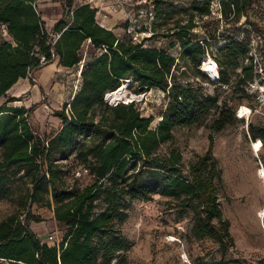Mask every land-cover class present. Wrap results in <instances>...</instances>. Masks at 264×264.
<instances>
[{
  "label": "trees",
  "instance_id": "16d2710c",
  "mask_svg": "<svg viewBox=\"0 0 264 264\" xmlns=\"http://www.w3.org/2000/svg\"><path fill=\"white\" fill-rule=\"evenodd\" d=\"M205 1L200 20L212 17V0ZM61 2L64 17L49 30L38 0H0L1 34L10 38L0 42V98L29 72L40 69L43 57L48 64L58 59L67 68L79 67L88 58L81 71L80 91L55 112L61 127L51 137H42L30 123L35 107L8 106L18 101L15 97L0 106V193L6 192L7 181L22 174L18 180L24 211L28 204L46 207L66 229L64 237L51 245L13 214L0 221V260L9 264H122L133 246L122 232L127 211L135 200L151 201L157 195L176 202L180 210L191 211L192 237L213 240L226 255L235 247V239L220 203L223 171L213 147L189 167L179 150L162 153V148L173 143L178 127L200 126L212 118L211 129L220 132L236 123L242 104L234 110L219 95L207 94L205 84L229 86L236 76L237 85H245L242 92L256 101L249 91L255 72L247 60H251L253 38L260 37L264 54V26H256L260 32L255 36L243 27L245 31L227 32L211 41L210 37L193 38L199 26L194 15L186 24L176 20L169 27L164 22L167 28L161 32L153 22L146 40L175 39L172 47L159 49L145 46L135 27L133 34L127 29L124 37L103 27L97 19L99 9L91 4ZM153 2L158 18L164 3L149 0L147 4ZM263 2L220 0L221 13L236 24L242 18L251 23L253 15L264 18ZM88 42L99 54H81ZM213 49L220 68L217 80L199 67ZM181 58L205 82H177L174 73ZM127 81H131L128 87H138L137 94L154 89L165 93L167 108L155 129L151 128L153 117L143 116L136 100L115 105L106 100ZM252 129L254 137L264 138L262 129ZM70 158L92 177L91 183L81 186L67 181L63 162ZM34 218L41 222L40 217Z\"/></svg>",
  "mask_w": 264,
  "mask_h": 264
},
{
  "label": "rangeland",
  "instance_id": "374dc122",
  "mask_svg": "<svg viewBox=\"0 0 264 264\" xmlns=\"http://www.w3.org/2000/svg\"><path fill=\"white\" fill-rule=\"evenodd\" d=\"M148 1L111 0L106 2L109 7L105 10L102 7L99 9L97 17L116 25L119 37L125 36L128 27L137 28L139 39L145 46L159 49L172 47L175 39L161 37L146 40L151 36L153 22L156 23L154 29L161 32L167 28L164 22L167 21L169 27L176 20L186 24L190 16L194 15L199 26L196 30L197 36L193 38L210 37L211 41L220 39L227 32L240 33L244 29H249L255 36L260 32L257 27L264 26V18L260 14L253 15L251 23L244 18L239 23H234L232 18L222 15L220 0H212V17L203 20L198 15L207 7L205 0H162V15L158 18L155 17L154 2L149 5ZM59 2L62 5L61 0ZM102 3L104 4L103 1ZM39 10L41 11L40 7ZM41 13L43 19L49 14L48 11ZM3 40L8 41L10 38L2 35L0 28V42ZM213 51L200 60L199 67L202 71L206 70L205 59L212 58L216 61L218 53L216 49ZM92 52L99 54L88 42L81 54L86 57ZM195 71L193 66L181 58L174 78L180 83L188 80L198 83V79L205 82L201 77H196L198 74ZM72 73L73 70L68 72L70 83H38V78L32 74L29 77L32 83H20L13 87L6 97L0 98V106L9 98L15 97L18 101L9 103L8 106L35 107L30 123L42 137H51L61 127V120L55 116V112L62 110L66 101L76 92V88L80 87ZM64 77L66 79V75ZM238 81L239 78L233 76L229 86H205L206 93L219 95L234 110L241 104L251 107L254 113L248 119L239 120L237 116L235 124L220 132L211 129L212 118L200 126L178 127L173 143L162 148V153L171 149L179 150L189 167L198 156L204 155L213 147L214 156L223 171L219 184L220 203L225 217L231 222L235 247L223 255L213 240H195L191 234L193 213L180 210L175 207L176 202L157 195L151 201L135 200L127 211L128 219L122 226V232L133 246L124 254L125 261L122 264H222L231 260H239L241 264H264V138L254 137L252 129L264 131V118L255 112L259 108L258 104L242 92L245 85H237ZM137 89V86L128 87L126 94L137 101L143 116L153 117L151 128L155 129L161 121L160 114L167 108L168 99L165 93L157 89L145 94H137ZM260 141L263 147L262 143H258ZM63 163L66 165L69 183L86 186L92 182V177L74 163L73 158ZM10 174L11 172L8 173ZM21 175L7 181L4 185L6 192L4 195L0 193V221L17 214L43 241L51 245L57 243L64 237L65 227L53 220L52 212L46 207L28 204L24 211L22 184L18 180ZM34 217H40L41 222H37ZM0 264L9 263L0 260Z\"/></svg>",
  "mask_w": 264,
  "mask_h": 264
},
{
  "label": "crops",
  "instance_id": "0c3cea01",
  "mask_svg": "<svg viewBox=\"0 0 264 264\" xmlns=\"http://www.w3.org/2000/svg\"><path fill=\"white\" fill-rule=\"evenodd\" d=\"M102 1L104 2V4L102 3ZM38 2H39V7L41 11L42 12L48 11L49 13L48 16H44V21L46 22L47 28L51 30L54 27V25L64 17L63 11H62V5L59 2V0H38ZM106 2L109 3L111 2V0H75L76 5L91 4L92 6L95 5L98 9L102 7L103 8L102 10H105V8L110 6ZM100 4H103V5L101 6ZM97 19H98V22L103 27L110 29V30H114L116 32L117 30L116 25H114L111 21L102 20L100 19V17H97ZM87 61H88V58H85L81 62L79 67L67 68V67L62 66L58 59H55L51 63L34 71L33 75L38 78L39 80L38 83H70V77L68 76V72L73 70L72 74L75 76L74 80H76V83H79L80 87L76 88L77 89L76 92L70 97L68 101H66V103H69L80 91L81 83H82L81 71L84 68V65L87 63ZM65 75H66V79L64 77ZM20 83H32V82L27 77L25 79H21L16 85Z\"/></svg>",
  "mask_w": 264,
  "mask_h": 264
},
{
  "label": "built area",
  "instance_id": "2783aa9c",
  "mask_svg": "<svg viewBox=\"0 0 264 264\" xmlns=\"http://www.w3.org/2000/svg\"><path fill=\"white\" fill-rule=\"evenodd\" d=\"M39 6V3H38ZM136 31L134 27H130L127 30L128 34H133ZM58 36H56V39ZM55 39V40H56ZM259 43H261L260 37L259 38H253L252 43L250 44L251 49V60H247V63L252 62L255 76L254 80L250 83L249 91L255 94L256 96V102L259 106V108H256L255 112L261 114L264 118V54L262 50L259 48ZM41 67L47 65V61L45 57L41 59ZM216 62V61H215ZM217 64V62H216ZM204 72H208L207 70H203ZM34 71L29 72L28 78L32 76ZM241 72V69L239 70ZM208 75L213 79L217 80L219 79V66L217 64V72L216 77H213L211 73H208ZM205 86H208V84H205ZM110 104H112V101L108 100ZM115 104V103H114ZM246 109V110H245ZM254 113V110L251 107L247 106H240L237 110V116L240 119H248L252 114ZM262 142V141H260ZM263 146V145H262ZM50 240H53V237H50Z\"/></svg>",
  "mask_w": 264,
  "mask_h": 264
},
{
  "label": "bare ground",
  "instance_id": "6f19581e",
  "mask_svg": "<svg viewBox=\"0 0 264 264\" xmlns=\"http://www.w3.org/2000/svg\"><path fill=\"white\" fill-rule=\"evenodd\" d=\"M204 66L206 68V70L211 73L213 75V77H216V72H217V64L216 62L212 59V58H207L204 60ZM127 95V99H129V96L128 94ZM110 101H114L115 103L117 101H120L121 98H120V95L119 93H114L110 96L109 98ZM246 110V109H245ZM258 143H262V142H258ZM263 145V143H262ZM263 147V146H262Z\"/></svg>",
  "mask_w": 264,
  "mask_h": 264
},
{
  "label": "water",
  "instance_id": "95a60500",
  "mask_svg": "<svg viewBox=\"0 0 264 264\" xmlns=\"http://www.w3.org/2000/svg\"><path fill=\"white\" fill-rule=\"evenodd\" d=\"M130 82L131 81H127L126 84H124L119 90H117L116 92L108 94L106 97V100L108 101L112 94L119 93L121 100L117 101L116 103L114 101H112V103L118 104L120 102H124V103L133 102L135 99H132V98L127 99V95H126V91H127V88L129 86Z\"/></svg>",
  "mask_w": 264,
  "mask_h": 264
}]
</instances>
